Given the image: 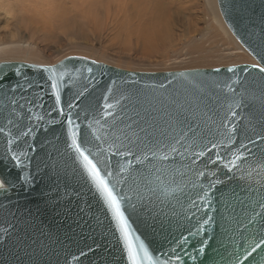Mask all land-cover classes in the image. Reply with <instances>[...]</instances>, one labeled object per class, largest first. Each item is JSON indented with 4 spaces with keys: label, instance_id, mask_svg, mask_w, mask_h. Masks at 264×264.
<instances>
[{
    "label": "water",
    "instance_id": "95a60500",
    "mask_svg": "<svg viewBox=\"0 0 264 264\" xmlns=\"http://www.w3.org/2000/svg\"><path fill=\"white\" fill-rule=\"evenodd\" d=\"M217 4L256 63L0 61V264H131L73 139L143 264H264V0Z\"/></svg>",
    "mask_w": 264,
    "mask_h": 264
},
{
    "label": "rangeland",
    "instance_id": "374dc122",
    "mask_svg": "<svg viewBox=\"0 0 264 264\" xmlns=\"http://www.w3.org/2000/svg\"><path fill=\"white\" fill-rule=\"evenodd\" d=\"M211 1L216 19L208 0H0V61L78 55L147 72L256 63Z\"/></svg>",
    "mask_w": 264,
    "mask_h": 264
},
{
    "label": "snow or ice",
    "instance_id": "6c2138e0",
    "mask_svg": "<svg viewBox=\"0 0 264 264\" xmlns=\"http://www.w3.org/2000/svg\"><path fill=\"white\" fill-rule=\"evenodd\" d=\"M53 87H55V85H53ZM58 99L59 97H57V100ZM108 107H111V105H109ZM73 145L75 146L76 151L79 153L80 157L83 158L85 169L90 174L97 188L104 194L109 207L113 210L114 216L116 217L120 225V230L123 233V236L125 237V240L128 244V252L131 264H143V260L147 257V252L142 244L139 246L133 244L128 230L127 221L124 218V213L121 211V204L117 199V195L114 194L113 189L109 187L108 181L101 176L100 170L97 168L96 164L93 163V160L89 158V156L91 155L89 150L82 147L83 141L81 142V144L77 145L75 139H73ZM86 152H88V154H85ZM0 188H3L2 184H0ZM257 247H259V245H257ZM253 251H255V249H253ZM141 253H143V255H141Z\"/></svg>",
    "mask_w": 264,
    "mask_h": 264
},
{
    "label": "bare ground",
    "instance_id": "6f19581e",
    "mask_svg": "<svg viewBox=\"0 0 264 264\" xmlns=\"http://www.w3.org/2000/svg\"><path fill=\"white\" fill-rule=\"evenodd\" d=\"M208 6H209V9H210V11H211V13L213 14V16H214V18L216 19V16L214 15V7L212 6V1L211 0H208ZM221 15V14H220ZM223 19V18H222ZM224 21V20H223ZM217 22L219 23V24H221L219 21H218V19H217ZM225 23V22H224ZM225 25H226V23H225ZM226 28H228V26L226 25ZM225 30V29H224ZM228 30H229V28H228ZM230 31V30H229ZM225 32V31H224ZM230 33L232 34V32L230 31ZM233 35V34H232ZM233 37L235 38V36L233 35ZM237 40V39H236ZM238 41V40H237ZM241 44V43H240ZM244 50H245V48L243 47V46H241ZM2 51H5V50H3V49H0V57L2 56V54H3V52ZM246 51V50H245ZM247 52V51H246Z\"/></svg>",
    "mask_w": 264,
    "mask_h": 264
}]
</instances>
